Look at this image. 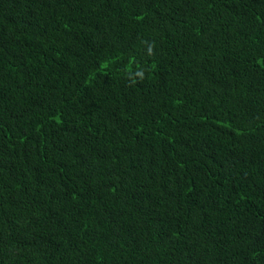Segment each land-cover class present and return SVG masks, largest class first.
I'll list each match as a JSON object with an SVG mask.
<instances>
[{"label": "trees", "instance_id": "16d2710c", "mask_svg": "<svg viewBox=\"0 0 264 264\" xmlns=\"http://www.w3.org/2000/svg\"><path fill=\"white\" fill-rule=\"evenodd\" d=\"M0 264H264V0H0Z\"/></svg>", "mask_w": 264, "mask_h": 264}]
</instances>
